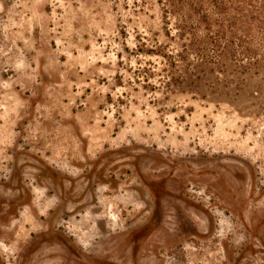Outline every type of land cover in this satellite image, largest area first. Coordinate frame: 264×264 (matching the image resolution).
<instances>
[{"label":"rangeland","instance_id":"obj_1","mask_svg":"<svg viewBox=\"0 0 264 264\" xmlns=\"http://www.w3.org/2000/svg\"><path fill=\"white\" fill-rule=\"evenodd\" d=\"M156 0H0V264H264V70L182 78Z\"/></svg>","mask_w":264,"mask_h":264},{"label":"trees","instance_id":"obj_2","mask_svg":"<svg viewBox=\"0 0 264 264\" xmlns=\"http://www.w3.org/2000/svg\"><path fill=\"white\" fill-rule=\"evenodd\" d=\"M166 44L157 53L177 65L182 78L221 72L228 62L241 75L264 70V0H156Z\"/></svg>","mask_w":264,"mask_h":264}]
</instances>
